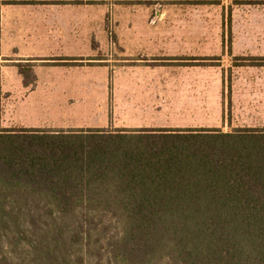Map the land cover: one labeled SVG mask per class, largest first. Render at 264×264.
<instances>
[{"label":"trees","instance_id":"1","mask_svg":"<svg viewBox=\"0 0 264 264\" xmlns=\"http://www.w3.org/2000/svg\"><path fill=\"white\" fill-rule=\"evenodd\" d=\"M0 264H264V128L0 129Z\"/></svg>","mask_w":264,"mask_h":264},{"label":"rangeland","instance_id":"2","mask_svg":"<svg viewBox=\"0 0 264 264\" xmlns=\"http://www.w3.org/2000/svg\"><path fill=\"white\" fill-rule=\"evenodd\" d=\"M244 127L264 128V0H0V129Z\"/></svg>","mask_w":264,"mask_h":264}]
</instances>
